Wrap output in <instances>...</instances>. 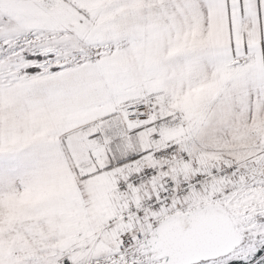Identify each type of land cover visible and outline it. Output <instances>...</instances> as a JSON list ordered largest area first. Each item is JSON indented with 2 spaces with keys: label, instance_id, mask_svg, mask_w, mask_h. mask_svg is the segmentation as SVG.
I'll use <instances>...</instances> for the list:
<instances>
[{
  "label": "snow or ice",
  "instance_id": "1",
  "mask_svg": "<svg viewBox=\"0 0 264 264\" xmlns=\"http://www.w3.org/2000/svg\"><path fill=\"white\" fill-rule=\"evenodd\" d=\"M0 264H264V0H0Z\"/></svg>",
  "mask_w": 264,
  "mask_h": 264
}]
</instances>
